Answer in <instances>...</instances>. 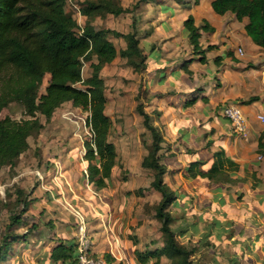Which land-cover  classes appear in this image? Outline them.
<instances>
[{"label": "crops", "instance_id": "0c3cea01", "mask_svg": "<svg viewBox=\"0 0 264 264\" xmlns=\"http://www.w3.org/2000/svg\"><path fill=\"white\" fill-rule=\"evenodd\" d=\"M149 2H139L136 13V35L145 55V68L138 79L146 96L144 109L161 133L163 181L176 196L167 209L173 222H181L176 235L180 239L187 234L205 239L211 236L209 224L218 220L227 224L221 225L215 235L223 241L251 238L258 221L264 224V122L257 119V114H264V47L246 34L245 18L238 21L231 12L216 13L211 0ZM188 15L193 16L195 25L206 22L212 27L200 30L204 60L188 41L183 25ZM208 45L210 48H206ZM124 47L122 42L119 48ZM250 97L255 98L248 101ZM227 101L240 104L245 114L244 136L233 133L230 121L220 112ZM75 137L81 139L78 133ZM80 143L79 160L74 151L66 150L76 145L69 141L71 147H63L57 157L48 155L54 164L45 180L40 183L35 176V183L27 189L30 201L22 216L27 219L24 227H28L16 241L23 240L22 245H30L34 251L29 263L75 264L76 232L83 220L91 237V250L103 257L105 264H169L164 254L158 261L148 256L144 263L137 256L162 247L159 221L140 211L144 202L157 204L160 194L151 188L145 196L133 200L125 194L132 188L124 185L95 187L84 174L86 163ZM134 146L127 145L126 160L134 152L146 154L145 148L133 150ZM217 150L239 165L231 174L235 182L187 176L191 162L207 170ZM134 210L140 215L134 216ZM202 224L203 229L199 228ZM12 243L15 241L4 252ZM59 244L74 247L71 255L55 261L50 254Z\"/></svg>", "mask_w": 264, "mask_h": 264}, {"label": "trees", "instance_id": "16d2710c", "mask_svg": "<svg viewBox=\"0 0 264 264\" xmlns=\"http://www.w3.org/2000/svg\"><path fill=\"white\" fill-rule=\"evenodd\" d=\"M149 1L137 0L134 7H138L139 2ZM67 3L68 0H0V113L15 103L25 116L19 119L0 116V167H14L19 156L29 147L28 138L43 127L40 115L47 121L57 107L71 101L72 105L88 112L87 126L91 136L87 134L82 146L81 155L87 161L84 174L89 183L101 188L110 185L117 149L109 139L112 120L105 113L107 97L99 73L117 56L125 57L133 69L142 71L145 55L139 47L134 24H131L132 30L121 32L96 28L92 23L96 17L108 13L115 16L131 13L130 8L112 4L110 0H83L79 6L86 19L79 27L77 19L66 9ZM210 4L218 14L231 12L238 21L245 18L246 34L255 44L264 47V0H211ZM183 25L189 43L202 54L200 60H204V49L199 45L200 30H211L212 27L206 22L195 25L192 15L187 16ZM110 33L122 38L125 47L116 48L108 35ZM83 62H89L91 67V73L86 77L81 72ZM46 74L49 79L44 92H40ZM139 92L140 85L135 96L138 100L135 110L149 136V139L142 140L147 152L141 165L151 168L153 178L149 187L160 194L154 215L160 221L163 244L160 250H146L137 256L141 263L148 256H154L158 261L164 254L168 259L177 257V264H192L191 249L175 238L176 232L170 226L173 218L167 208L176 196L163 181L165 165L160 158L161 133L139 100ZM254 98L250 97L248 101ZM213 159L207 170L199 169L197 162H191L186 169L187 176L205 177L213 182H235L231 174L239 165L227 158L222 150L214 151ZM140 191L142 189L138 188L137 192ZM24 192L16 190V201L22 205V213L10 217L13 225L26 224L22 214L28 209L30 200ZM21 237V234L8 233L7 228L0 237V257L9 243ZM73 247L59 244L52 249L50 257L55 261L66 258L71 255Z\"/></svg>", "mask_w": 264, "mask_h": 264}, {"label": "rangeland", "instance_id": "374dc122", "mask_svg": "<svg viewBox=\"0 0 264 264\" xmlns=\"http://www.w3.org/2000/svg\"><path fill=\"white\" fill-rule=\"evenodd\" d=\"M81 1L83 0L68 1L66 9L73 14L77 21L79 20L83 24L86 19L85 16H78L74 7ZM110 1L112 4L130 8L131 13H121L116 16L108 13L102 17H96L92 21L93 25L96 28L105 27L121 32H124L126 28H130L131 24H134L135 27L138 19L136 13L139 10V7H134L137 0ZM159 1L162 0H151L149 3L155 5ZM163 7L166 8L167 6ZM108 35L113 39L116 48H119L122 42L125 43L124 40L113 37L111 33ZM136 61L138 62L139 59H136ZM81 72L83 77L91 73L89 62H83ZM139 72H141L140 69H133L125 57L118 56L117 59L105 64L99 73L103 79L104 92L107 97L105 113L112 120L109 139L113 141L116 149H118L116 164L112 168L110 176V184L114 183L116 186L124 185L132 188V191L136 193L131 191L130 193L125 192V194H130L133 200L136 197L145 196V192L151 189L149 185L153 178L151 168L141 165L143 155L139 156L134 152L131 159L126 160L124 158V152L129 143L134 144L133 150H136L140 146L144 148L143 139H149V136H146L147 131L143 127L142 118L135 110V105L138 102L135 96L138 93ZM48 79L49 75L46 74L39 89L40 92H44ZM139 100L145 104L146 96L144 93L139 92ZM87 113L82 107L74 106L71 101H66L55 109L47 121H45L44 116L40 115L43 127L28 138L29 147L19 156L14 167H0V237L7 228L8 233L16 235L27 229L28 226L24 227L23 224L13 225L11 223V216H18L22 213V205L16 201V190H24L27 196V189L32 183H35L36 170H43L45 180L46 172L50 171L54 164V161H51L48 155L57 157V154L63 152L61 151L63 147H71L69 141L73 140L77 146L74 145L66 150L69 152L74 151L75 157H79L80 141L83 144L85 137L88 136L86 133L88 130ZM4 115H9L16 119L25 117L15 103L9 104L8 107L1 111L0 116L3 117ZM143 129L146 132H143ZM75 133L81 134L82 139H77ZM53 137L58 138L55 141L52 139ZM134 141L135 143H133ZM78 146L80 147L78 148ZM85 163H87L86 160ZM138 188H141L142 191L137 192ZM141 201L137 200V203H141ZM143 204L144 206L139 204L142 206L140 211L143 210L147 215L153 216L158 220L153 214L156 204L154 202L152 204L144 202ZM133 214L134 216L140 215V212L138 210L136 213L134 210ZM26 220L24 218L25 222H27ZM177 221H171L170 226L173 231L178 232L181 222ZM258 223L254 226V235L248 239L235 237L225 242L218 238V235H215L217 231L218 233L220 232L221 225H227L226 222L223 221L221 223L218 220L216 222L212 220L209 224L211 226L209 229L211 236H207L205 239H198V235L188 237V234L184 235L183 239H180L177 235L175 238L177 237L179 242L191 249L192 264H264V224L260 223V221ZM204 226L202 224L199 228L203 229ZM186 238L189 239L187 240ZM22 241L12 243L8 251L4 252L3 256L0 257V264H30L29 262L33 261L31 258L34 255V251L30 245H22ZM168 262L169 264H177L178 258L173 257L168 259Z\"/></svg>", "mask_w": 264, "mask_h": 264}, {"label": "built area", "instance_id": "2783aa9c", "mask_svg": "<svg viewBox=\"0 0 264 264\" xmlns=\"http://www.w3.org/2000/svg\"><path fill=\"white\" fill-rule=\"evenodd\" d=\"M70 1V0H68ZM77 15L83 16L80 11V6L74 5ZM79 27L82 26L80 21L78 20ZM238 52L242 54V49L238 48ZM221 114L228 118V120L231 123V131L233 133L245 135L247 133V125H246V117L243 113L240 104L234 101H227L220 107ZM257 119L260 122H264V114L259 113L257 114ZM86 133L91 136V132L88 126V130ZM79 134V133H78ZM80 138L82 139V135L79 134ZM84 151V147L82 149V153ZM258 158H261V155L258 156ZM86 173V170H84ZM35 176L37 179L42 182L43 181V171L42 170H36ZM91 237L85 227V223L83 220H81L77 232H76V241H75V264H105V261L103 257L95 255L91 250Z\"/></svg>", "mask_w": 264, "mask_h": 264}]
</instances>
